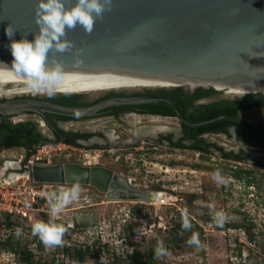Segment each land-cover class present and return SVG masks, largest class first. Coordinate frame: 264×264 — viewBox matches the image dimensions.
Masks as SVG:
<instances>
[{"label":"water","instance_id":"95a60500","mask_svg":"<svg viewBox=\"0 0 264 264\" xmlns=\"http://www.w3.org/2000/svg\"><path fill=\"white\" fill-rule=\"evenodd\" d=\"M64 3L70 8L74 0ZM36 4L0 0V62L6 64L0 69H11L12 62L5 28L14 29L12 39L26 35L32 40L38 32ZM64 39L72 42L71 49L48 54V61L54 58L62 71H108L177 86L218 85L240 89L243 95H264V0H112L111 9L95 19L90 32L76 25L66 29ZM152 101L173 105L160 97L112 98L90 106L14 97L0 100V116L34 112L45 118L47 113L78 118L113 105ZM23 174L36 183L67 184L75 175L80 185L105 193L107 200L151 201V190L136 187L134 179L103 165L40 160Z\"/></svg>","mask_w":264,"mask_h":264},{"label":"rangeland","instance_id":"374dc122","mask_svg":"<svg viewBox=\"0 0 264 264\" xmlns=\"http://www.w3.org/2000/svg\"><path fill=\"white\" fill-rule=\"evenodd\" d=\"M216 88L228 90L226 94H218L219 97L244 96L245 93ZM47 94L48 89L26 95ZM22 95H0V100ZM239 116L254 124H264V106L241 111ZM33 118L37 115L21 113L14 116V120ZM127 120L135 127L149 124L142 119ZM151 124L162 128L171 126L160 121ZM107 127L115 130L121 138H129L126 133L128 125L111 122ZM138 146L141 148L122 145L111 152L84 151L72 155L69 160L63 155L54 157L53 162L76 161L109 167L134 179L136 187L160 191L169 195V199L164 203L107 200L92 186L83 185L87 194L62 213L73 224V228L66 229L62 236L63 255L61 244L55 245L54 249L60 254L58 260L53 258L51 250L54 247L45 246L40 258L46 264H151L149 258L154 264H237L238 256L241 258L238 264H264V168H257L249 158L245 164L237 166L242 171L251 172V176L244 173L238 178L233 167L221 170L203 162L195 167L197 163L192 150H174L166 146L147 150L146 147L151 146L144 143ZM255 151L264 154L263 150ZM24 153L21 149L1 151L0 165L5 164L6 168L12 167L11 171H15L18 166H7V161H16ZM226 163L236 165L231 161ZM217 172L220 180L214 178ZM247 179L251 181L249 184ZM216 212L224 213L223 223H216ZM185 216L190 224L188 229L181 226ZM193 233L197 234L198 245L187 243ZM35 237L31 235L24 239ZM158 244L163 246L165 254L157 257L154 253ZM9 245L0 243V264H19L11 248L20 251L23 245L16 242ZM85 246H88L89 253L82 260L77 259L76 251L84 250ZM136 253L141 257L138 261L127 257Z\"/></svg>","mask_w":264,"mask_h":264},{"label":"flooded vegetation","instance_id":"af4514ba","mask_svg":"<svg viewBox=\"0 0 264 264\" xmlns=\"http://www.w3.org/2000/svg\"><path fill=\"white\" fill-rule=\"evenodd\" d=\"M176 87L122 88L118 90L89 93H61L53 90L51 94L45 96L36 95L33 98L42 100L48 99L46 101L66 106H90L112 98L160 97L169 99L173 105L165 101H152L137 104L113 105L97 111L94 115L78 118L52 113H47L45 118L34 112H26L36 114L37 118L13 121L15 115H9L7 118L3 119L13 124L30 121L34 125L32 132L34 136L38 138V141L32 144V151L45 144H60L63 146L61 150L64 154L65 152H71L72 155H76L83 154L84 151L95 150L111 152L113 149L121 148L122 145H124L125 148L132 147L137 149L141 148L138 146L140 143H144L151 146L146 147L147 150L155 149L156 146H166L174 150H192L193 155H195L194 162L197 163L195 167H199L198 164L203 162V164L214 165L221 170L233 167L236 169L235 172L244 174L247 172L242 171V168L237 165L245 164L252 154H255L252 156L254 165L257 168H264V154L255 151L263 150L264 152V145L260 143V138L253 135L251 132H247L246 129V123L251 125L256 124L239 116L241 111L261 106L259 104L264 102V95L254 93L257 95H255L252 101L256 102L257 105L244 109H237L238 114L231 118L238 123L225 121L205 129L196 128L200 125H193V136H191L188 129L183 126V123L187 124L185 120L186 116L192 113H198L200 115L223 113L222 110L227 106L228 102L238 101L243 96L219 97L218 94H226L228 90H217L212 86H182L183 93L180 95L179 91L175 90ZM199 88L209 93L200 94L193 98L196 93H199ZM55 95H71L73 97L72 99L50 101L49 99ZM19 97L32 96L22 95ZM205 99L210 100L205 101ZM208 105L212 107H207ZM222 118L223 115L219 114L208 120H212L211 122H213ZM127 119H130L129 121L142 119V122L149 124L135 127L131 125ZM155 121L164 122L171 126H163V128L154 126L151 123ZM111 122H122L128 125L129 129L126 130V133L129 138H121L119 135L115 134V130L107 127V123ZM208 123H203L201 125ZM224 141L232 143L233 145L226 144ZM27 142L28 138L20 137V145L5 147L6 140H4L3 134L0 138V151L21 149L27 153L25 147ZM215 160H219V163H214ZM229 161L236 163V165L227 164L226 162ZM247 192L248 190H245V193ZM54 249H56V246H54ZM54 249L51 250L54 252L53 258L55 257L56 260H58L57 254H59V252H55L56 250ZM63 249V246L60 247L61 255H63ZM38 260L39 257H34V264H38Z\"/></svg>","mask_w":264,"mask_h":264},{"label":"clouds","instance_id":"9594fccd","mask_svg":"<svg viewBox=\"0 0 264 264\" xmlns=\"http://www.w3.org/2000/svg\"><path fill=\"white\" fill-rule=\"evenodd\" d=\"M111 7L112 0H74L70 8L65 7L64 0H37L35 21L38 32L32 40L27 39L26 35L18 40L12 39L14 29L9 25L5 28V35L10 39L11 69L17 75L27 77L26 82L31 87H47L51 94L57 82L62 79L63 66L54 58L49 62V52L62 53L71 49L72 42L64 39L66 29L80 25L85 32H90L95 19L101 17L103 12L110 10ZM0 65L6 64L0 62ZM214 178L221 179L219 172L214 174ZM78 179L73 175L70 187L49 193L47 220H37L31 224L32 235L37 236L45 246L62 244V236L66 228L63 223L57 222V218L65 205L78 199L81 192ZM214 219L217 224L223 223L224 213L216 212ZM181 226L184 229L190 227L186 216ZM15 234L20 235L19 228L16 229ZM187 243L198 245L197 234L193 233ZM154 254L157 257L163 255L165 249L158 244Z\"/></svg>","mask_w":264,"mask_h":264},{"label":"built area","instance_id":"2783aa9c","mask_svg":"<svg viewBox=\"0 0 264 264\" xmlns=\"http://www.w3.org/2000/svg\"><path fill=\"white\" fill-rule=\"evenodd\" d=\"M62 147L60 144H45L31 151L28 156L26 152L20 154L16 161L15 159L10 161L18 166L14 169L15 171H11L12 167L6 168L5 164L0 165V243L16 242L22 244L32 254L33 260L34 257H39L38 264H46L45 260L40 258L44 255L45 245L37 236L31 240H25L24 237L32 235V221L47 220L49 210L48 194L57 192L59 189H67L71 184L36 183L29 176L24 175L23 172L29 170L33 164L40 160L53 163L55 156L63 155L66 160H69L72 156L71 152H65L64 154L61 150ZM11 174L12 176H10ZM80 188L81 192L78 199L65 205L58 214L57 222L63 223L66 229L73 227V224L69 223L66 220L68 216H63L64 214L62 213L70 210L72 204L78 203L83 199V195L87 194V189L83 185H80ZM129 213L131 212L129 211ZM17 228L20 229L19 236L15 234ZM62 246L63 243L61 244ZM12 253L15 255L14 252ZM238 258L241 259L239 256ZM239 259L237 264L240 261Z\"/></svg>","mask_w":264,"mask_h":264},{"label":"bare ground","instance_id":"6f19581e","mask_svg":"<svg viewBox=\"0 0 264 264\" xmlns=\"http://www.w3.org/2000/svg\"><path fill=\"white\" fill-rule=\"evenodd\" d=\"M26 81L27 77L17 75L12 69H0V95L7 97L10 94H30L34 92H43L47 89V87L44 86L33 88ZM177 85V82L143 80L108 71H62V79L57 82L54 90L61 93H89L118 90L122 88L172 87ZM187 85L193 84L189 83ZM8 87L10 88L7 89ZM216 87L222 86L215 85L214 88L217 89ZM231 89L233 91H242L236 88ZM7 162V166L16 164L10 161ZM10 176H12V174ZM151 193L150 202L152 203H164L169 199V195H165L160 191H152ZM103 194L105 196V193Z\"/></svg>","mask_w":264,"mask_h":264},{"label":"trees","instance_id":"16d2710c","mask_svg":"<svg viewBox=\"0 0 264 264\" xmlns=\"http://www.w3.org/2000/svg\"><path fill=\"white\" fill-rule=\"evenodd\" d=\"M189 87H193L190 85H187ZM177 91H179L180 95L183 93V87L182 86H178L176 87ZM209 93L208 91H204L202 88H199V93H196L194 97L199 96L200 94H207ZM254 93H249L244 95L240 100L235 101V102H228L227 106L222 110L223 113H213L212 115H200L198 113H192L189 116L185 117V120L189 123H195V122H201V121H205L208 119H211L215 116H218L219 114L223 115L222 119L213 121L211 123L205 124V125H200L199 129H205V128H210L213 127L215 125H218L220 123H223L225 121H229L230 123H238L237 121L233 120L231 117L234 115H237V109H244L247 107H251L254 105H257L256 102H253L252 100L255 98ZM73 96L71 95H55L52 98H50V101H60V100H64V99H72ZM48 100V99H46ZM179 104V103H178ZM238 104V105H236ZM259 105L264 106V102L260 103ZM179 106L181 107V105L179 104ZM205 107V106H204ZM207 107H212V106H207ZM183 126L188 129V132L191 136H193V129L194 127L189 125V124H184ZM33 128L34 125L30 122V121H23V122H18L16 124L10 123L8 121H5L1 116H0V138L1 135L4 134V140H6V146L5 147H12V146H16V145H20L19 144V138L20 137H26L28 138V142L27 144H25V147L27 149V156L31 153L32 151V144L38 141V138H36L33 134ZM246 129L247 132H251L253 135L257 136L258 138L261 139V144L264 145V124H256V125H251V124H247L246 123ZM247 176L250 177L251 176V172H247ZM235 176L240 178L241 177V173L240 172H236ZM251 181L249 179L246 180V183L249 184ZM253 236L250 235V238H252ZM12 242H4V244H11ZM10 246V245H9ZM84 250H77L76 251V255H77V259L82 260L83 257L85 255H87L89 253V249L88 246L84 247ZM13 250V252L15 253V255L17 256V259L19 261V264H34V260L32 258V254L26 249V247L21 248V250H17L15 248H11ZM127 257L130 258H134L136 261L140 260V255L138 253L136 254H129ZM151 258H149V262L151 264H154L153 260H150ZM52 264V263H49Z\"/></svg>","mask_w":264,"mask_h":264}]
</instances>
